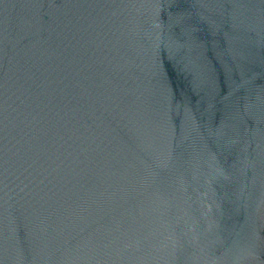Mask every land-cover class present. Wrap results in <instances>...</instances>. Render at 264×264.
<instances>
[{"label": "water", "instance_id": "water-1", "mask_svg": "<svg viewBox=\"0 0 264 264\" xmlns=\"http://www.w3.org/2000/svg\"><path fill=\"white\" fill-rule=\"evenodd\" d=\"M0 264H264V0H0Z\"/></svg>", "mask_w": 264, "mask_h": 264}]
</instances>
